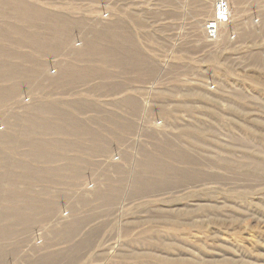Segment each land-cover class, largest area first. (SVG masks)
<instances>
[{
    "label": "rangeland",
    "instance_id": "1",
    "mask_svg": "<svg viewBox=\"0 0 264 264\" xmlns=\"http://www.w3.org/2000/svg\"><path fill=\"white\" fill-rule=\"evenodd\" d=\"M57 1L85 2L86 32L116 51L96 59L122 67H96L113 75L82 99H0V264H264V0H227L217 41L157 0ZM24 25L2 27L1 83Z\"/></svg>",
    "mask_w": 264,
    "mask_h": 264
},
{
    "label": "crops",
    "instance_id": "2",
    "mask_svg": "<svg viewBox=\"0 0 264 264\" xmlns=\"http://www.w3.org/2000/svg\"><path fill=\"white\" fill-rule=\"evenodd\" d=\"M0 1V4L6 5L7 9H10L11 11L5 24L0 23V45H2L1 38L3 39L5 33L2 31L3 28H5L3 30H9V27L12 26L13 32L11 31V33L19 35L16 27H21L24 23H26L24 26L29 24L33 27L30 31L27 29L29 31L27 34L31 35V37H29L31 38L30 45L33 46L29 45V48L22 47L19 56H15L13 59L15 61L13 64L15 65H12V62L7 61V64L12 66L8 69L13 71L10 74L13 77V80L2 83L0 81V85L6 86L8 83L16 90H19V85L27 84L30 86L28 89V95L23 97L24 95L20 94L22 91L7 93L6 90L3 89L0 90V99L16 100L22 98L32 100L35 101L34 105L36 107H42V103H45L44 106H52V102L50 101H60L62 103V101H69L70 99H82L85 98V91L87 89L86 85L91 83H85V80L93 77L94 74L102 72L96 71V67L104 69L108 68L110 70L122 67L119 64H114L112 62L113 60H110V57H106V59L100 57L101 60L96 59L95 56L99 54V52H110L111 55V53L116 51H110L108 49V51H106L102 48L103 44H101V47L96 43L97 41L95 39H92V34L96 36L94 32H86L88 29H91L87 26L96 27L95 24H97L98 21L88 16H76V13L83 9L81 4L85 2H79L80 4L75 7L74 4L65 5L63 1L60 2L57 0ZM215 1L216 0H157V4L159 12H173V14H175V19L179 18V20L183 21L206 20L205 22H207L214 15ZM19 17L21 18L20 22L18 20ZM112 24L113 23L109 22L103 23L105 26ZM36 28L37 30H35ZM74 28H81L83 32H85V34L83 32H78L79 34L77 35L84 38V41L78 45L71 42L72 40L70 39L73 35L71 36V34L68 33L69 29ZM35 35H39V37ZM117 38L120 39V37ZM34 39H39V42L34 44ZM107 44L108 42H106V45ZM57 45H62V47L61 49L57 48L58 51H54V47ZM127 48H130L127 49L129 50L128 55L131 58L134 57L131 59L133 62H136V59L143 62L142 59L144 57L138 53L139 50L136 49L138 47L135 44H132ZM74 52L76 53V56L73 54ZM91 54H94L93 57ZM128 55L121 56L123 57L124 64L130 60ZM72 57L73 59H71ZM97 61H99V63ZM2 62L5 61H0V66H4L2 65ZM2 72L5 73V70H1L0 73ZM101 74L105 75L103 77L111 76L113 75V71H108V73L103 71ZM1 76L2 75H0V77ZM105 80L100 81L98 84H110L111 81ZM8 94V97L5 96ZM38 101L41 102L39 103ZM46 101H49V104ZM62 137L63 136H61V140ZM60 146L61 144H55V146L50 147L58 148ZM44 147L50 148L45 145Z\"/></svg>",
    "mask_w": 264,
    "mask_h": 264
},
{
    "label": "built area",
    "instance_id": "3",
    "mask_svg": "<svg viewBox=\"0 0 264 264\" xmlns=\"http://www.w3.org/2000/svg\"><path fill=\"white\" fill-rule=\"evenodd\" d=\"M232 18V12L227 0H216L214 4V15L205 23V34L210 41H217L221 31Z\"/></svg>",
    "mask_w": 264,
    "mask_h": 264
},
{
    "label": "bare ground",
    "instance_id": "4",
    "mask_svg": "<svg viewBox=\"0 0 264 264\" xmlns=\"http://www.w3.org/2000/svg\"><path fill=\"white\" fill-rule=\"evenodd\" d=\"M233 14V13H232Z\"/></svg>",
    "mask_w": 264,
    "mask_h": 264
}]
</instances>
